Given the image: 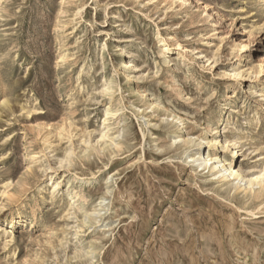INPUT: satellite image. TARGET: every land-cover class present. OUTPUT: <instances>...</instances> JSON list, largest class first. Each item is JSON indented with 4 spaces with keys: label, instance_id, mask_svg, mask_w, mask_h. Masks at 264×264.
Listing matches in <instances>:
<instances>
[{
    "label": "rangeland",
    "instance_id": "1",
    "mask_svg": "<svg viewBox=\"0 0 264 264\" xmlns=\"http://www.w3.org/2000/svg\"><path fill=\"white\" fill-rule=\"evenodd\" d=\"M190 137L264 168V0H0V264H264V197Z\"/></svg>",
    "mask_w": 264,
    "mask_h": 264
},
{
    "label": "bare ground",
    "instance_id": "2",
    "mask_svg": "<svg viewBox=\"0 0 264 264\" xmlns=\"http://www.w3.org/2000/svg\"><path fill=\"white\" fill-rule=\"evenodd\" d=\"M120 64L122 65V67H127L129 65V63L125 62V61L121 62ZM236 74H237V76H240L241 72H237ZM107 83H108V85H106L107 86L106 89L111 90L112 89L111 85L114 84V81L111 79H107ZM114 98H112V99L115 100ZM114 103H115V101H114ZM114 103L111 100V102L108 103L107 108L104 110L105 121H110V119L114 118L115 115L117 114V112H118L117 107L120 106V103L117 102L116 106L114 105ZM121 108H122V106H121ZM180 119H182V118L176 116L175 120H176L177 129L181 128ZM214 119H215V117H214ZM225 120H226V118L223 114H221L219 117L216 118V125L214 126V132L212 133L211 137H209V138H207V140H205V141H207V144L209 146V150L214 149L217 144L220 145V148H222L223 150L226 148H229V146H230L229 138L224 137L222 140H220L221 136H216V134L222 132V128L224 126ZM182 125H183V123H182ZM105 136H107V134H104L102 137H105ZM202 139L198 138V140H197L193 137H190V139L184 141L183 145L188 146L189 144L193 143L194 144L193 146L196 147V149H198V151L194 155L190 156L191 158H193V160H191V161H193L194 163L201 161L199 167H203V170H207L208 173L213 175L215 178H218V182L223 183L222 187L226 186L231 191H233L234 192L233 198H236L240 194L241 195L243 194L244 197H249L254 204L259 203L261 201L260 199L264 197V168L260 171L252 173V176L247 178L245 175H243L239 171L235 170V168L233 167V162L225 163V160L223 159L222 155H217L218 153H216V152H212V153H209V152L207 153L206 151L203 152L202 146H201L202 145ZM188 150H189V148H188ZM202 153H204L203 156H202ZM60 163H61V161H60ZM80 180L83 181L84 177H81ZM52 185L55 187L59 186L58 183H53ZM257 186H258V188H256ZM76 196L78 197L79 201H86L85 200L86 198L84 196H80L78 194ZM231 196H232V193H231ZM77 197H75V198H77ZM74 200H76V199H74ZM96 212L99 213V210L95 209L94 213H92V214H95ZM89 219H91V215L88 214L85 216V222H88ZM32 222H34V219H32ZM232 224H234V223L227 222L226 228L228 229V234H230V236L232 237V241L234 242V244L237 245L238 257H240V255L242 253H245V256L243 257V259H246L247 256H250V255H252V258H255L259 253L258 252L259 249L257 251L253 249V252H251L253 245H251V244L245 245L246 243L244 244V241L242 242L241 238H239L238 236H234L233 232H231L232 227H233Z\"/></svg>",
    "mask_w": 264,
    "mask_h": 264
}]
</instances>
